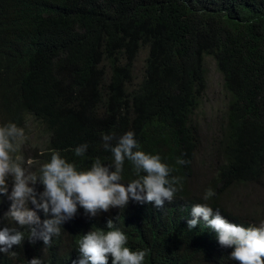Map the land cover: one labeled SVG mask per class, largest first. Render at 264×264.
<instances>
[{
	"label": "trees",
	"instance_id": "1",
	"mask_svg": "<svg viewBox=\"0 0 264 264\" xmlns=\"http://www.w3.org/2000/svg\"><path fill=\"white\" fill-rule=\"evenodd\" d=\"M206 56L223 76L228 108L212 143L216 167L202 183L195 113L207 88ZM9 121L43 127L34 171L50 149L80 168L97 157L110 160L103 135L132 130L141 148L160 154L182 182L161 208L130 200L124 209L90 217L78 206L51 246L32 242L26 227L7 218L12 201L0 194V230L25 232L9 250L15 256L0 252V264L78 263L79 236L93 226L106 229L110 218L127 234V246L146 252L144 264H239L203 221L190 230L187 220L194 204L245 226L264 219L230 205L238 187L264 178V0H0V124ZM82 143L87 152L77 157L73 150ZM178 157L190 163L177 165ZM122 176L136 178L128 161ZM11 187L9 180V194ZM36 188L43 191L40 183ZM208 188L215 195L205 201ZM37 212L42 221L50 218Z\"/></svg>",
	"mask_w": 264,
	"mask_h": 264
},
{
	"label": "clouds",
	"instance_id": "2",
	"mask_svg": "<svg viewBox=\"0 0 264 264\" xmlns=\"http://www.w3.org/2000/svg\"><path fill=\"white\" fill-rule=\"evenodd\" d=\"M27 139L25 128L17 123L0 124V194L7 195L12 201L7 218L26 227L32 242L42 240L45 246H51L53 237L61 234L62 224L76 215L78 206L90 217L113 207L124 209L130 200L161 208L166 201H173L177 185L182 182L181 177L171 175L174 169L160 154L141 148L132 130L119 138L104 134V148L111 153V159L97 157L86 168L78 167L60 151L50 149L48 160L34 171V161L21 154ZM87 149L88 145L82 143L73 151L75 156L84 157ZM125 161L131 163L136 176L127 182L122 176ZM188 163L190 161L183 157L176 160L177 165ZM9 180L12 184L10 194ZM37 183L43 185V191L37 190ZM214 195L213 189L208 188L203 199L207 201ZM37 210H43L50 218L42 221ZM237 211L246 215L245 210ZM106 214L101 220L106 219ZM190 215L188 229H195L203 221L215 232L222 247L234 249L231 259L239 264H264V219L248 226L237 224L230 222L218 209L214 212L208 204H194ZM24 238V231L4 227L0 230V252L15 256L16 253L9 250L13 245L22 244ZM127 243V234L110 218L106 229L93 226L91 231L79 236L80 259L75 264H108L109 255L112 264H144L146 252L133 250ZM27 264H42V261L33 258Z\"/></svg>",
	"mask_w": 264,
	"mask_h": 264
},
{
	"label": "rangeland",
	"instance_id": "3",
	"mask_svg": "<svg viewBox=\"0 0 264 264\" xmlns=\"http://www.w3.org/2000/svg\"><path fill=\"white\" fill-rule=\"evenodd\" d=\"M146 58V50L139 54L136 64V72L139 77ZM207 88L202 97L200 106L195 113V121L200 127L202 144L197 152L196 168L202 183L206 182L216 167V159L212 143L220 134V124L226 117L228 108V93L224 88L223 76L218 70L215 59L206 56ZM41 125L26 124L25 132L28 137L23 145L21 154L33 160L35 150L41 151L45 146L46 134ZM230 205L234 209H246L253 220H257V214L264 216V178L262 183L249 184L238 187L230 196ZM243 209H240V208ZM238 213H243L237 211Z\"/></svg>",
	"mask_w": 264,
	"mask_h": 264
}]
</instances>
